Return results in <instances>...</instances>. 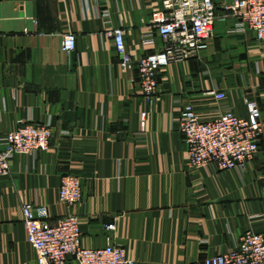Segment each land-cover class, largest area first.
<instances>
[{
	"label": "crops",
	"instance_id": "0c3cea01",
	"mask_svg": "<svg viewBox=\"0 0 264 264\" xmlns=\"http://www.w3.org/2000/svg\"><path fill=\"white\" fill-rule=\"evenodd\" d=\"M163 1L0 0V138L22 121L54 133L46 151L15 157L12 175L0 177V264H38L28 203L51 222L78 217L83 247L116 243L135 264H190L233 250L246 231L264 234V40L232 32L235 19L219 5L207 50L163 68L146 101L107 33L125 30L133 61L162 50L150 17ZM69 33L72 53L62 50ZM246 99L262 110L257 156L230 171L189 169L181 111L247 116ZM67 175L82 180L73 206L59 201Z\"/></svg>",
	"mask_w": 264,
	"mask_h": 264
},
{
	"label": "built area",
	"instance_id": "2783aa9c",
	"mask_svg": "<svg viewBox=\"0 0 264 264\" xmlns=\"http://www.w3.org/2000/svg\"><path fill=\"white\" fill-rule=\"evenodd\" d=\"M219 5L235 19L232 32L251 31L258 41L264 40V0H164L161 8L150 17L152 27L163 42L162 50L138 61H133L127 51L125 30L116 27L108 31L122 63L136 68V81L146 101L157 97L158 76L163 68L197 57L207 50L215 22L219 19ZM105 15L108 17V12ZM76 47V35L64 36V52L72 53ZM213 94L217 100L226 97L224 93ZM245 103L247 116L224 112L204 120L192 104L181 111L178 127L187 148L189 169L215 165L221 171H230L257 156L263 130L262 110L254 99H246ZM146 116L147 113H142L143 125ZM53 134L50 123L22 121L15 130L1 137L0 177L12 175L15 157L46 151ZM81 198V178L65 176L59 191L60 203L73 206ZM23 214L27 242L36 251L38 264H67L70 260L77 264H135L126 249L116 243L96 249L83 247L80 221L74 215L51 222L48 210L33 203L23 206ZM115 228L112 223L106 230L112 232ZM190 264H264V234L246 231L233 250Z\"/></svg>",
	"mask_w": 264,
	"mask_h": 264
}]
</instances>
